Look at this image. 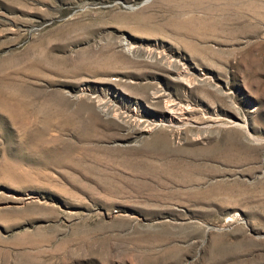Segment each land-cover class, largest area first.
<instances>
[{"label": "rangeland", "instance_id": "obj_1", "mask_svg": "<svg viewBox=\"0 0 264 264\" xmlns=\"http://www.w3.org/2000/svg\"><path fill=\"white\" fill-rule=\"evenodd\" d=\"M0 264H264V0H0Z\"/></svg>", "mask_w": 264, "mask_h": 264}, {"label": "bare ground", "instance_id": "obj_2", "mask_svg": "<svg viewBox=\"0 0 264 264\" xmlns=\"http://www.w3.org/2000/svg\"><path fill=\"white\" fill-rule=\"evenodd\" d=\"M127 45H128V44H127ZM129 48H130V47H129ZM5 91H7V90H5ZM5 91H4V93H5ZM8 92H9V91H8ZM4 93H3V95H4ZM12 93H13V92H11V95H12ZM17 94H18V92L15 93L16 96H18ZM5 95H6V94H5ZM13 95H14V94H13ZM13 95H12V96H13ZM15 95H14V96H15ZM20 96H21V95H20ZM5 98H6V97H5ZM15 98H17V97H15ZM21 98H23V97H21ZM25 98H26V97H25ZM26 101H27V100H26ZM19 105H20V104H13V105L11 106V108H12L14 111H16V112H18V113L21 114L22 111L20 112ZM25 106H26V105H25ZM167 106H168V105H167ZM168 111L171 113V116H170V117L172 118V121H173V120L178 116V115L176 116V114H177V113H183L184 110H183L182 108L180 109V107H177V105H175V104L173 103V104L170 105V107L168 108ZM185 111H186V110H185ZM183 114H184V113H183Z\"/></svg>", "mask_w": 264, "mask_h": 264}]
</instances>
